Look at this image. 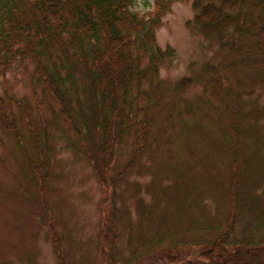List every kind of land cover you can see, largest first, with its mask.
Instances as JSON below:
<instances>
[{
    "label": "trees",
    "instance_id": "16d2710c",
    "mask_svg": "<svg viewBox=\"0 0 264 264\" xmlns=\"http://www.w3.org/2000/svg\"><path fill=\"white\" fill-rule=\"evenodd\" d=\"M174 1L141 13L135 0H0V76L32 66L30 95H0V134L36 194L61 151L90 167L113 210L123 189L139 221L111 212L99 235L115 248L125 217L124 264L190 247L198 259L169 264H264L263 115L256 76L241 77L264 65V0H191L187 24L222 58L169 80L160 68L175 50L155 29Z\"/></svg>",
    "mask_w": 264,
    "mask_h": 264
},
{
    "label": "rangeland",
    "instance_id": "374dc122",
    "mask_svg": "<svg viewBox=\"0 0 264 264\" xmlns=\"http://www.w3.org/2000/svg\"><path fill=\"white\" fill-rule=\"evenodd\" d=\"M151 3L152 0H135L133 10L144 13L150 10ZM193 14L191 0L174 1L155 29L157 43L175 50V58L160 68L162 78L173 80L190 74L187 68L190 63L198 65L222 58L214 43H209L187 24ZM224 62L230 61L224 59ZM260 67L248 65L244 72L249 75L241 77L245 84L252 75L257 78L252 91L259 95L264 130V87L258 85L264 65ZM31 68L29 62H24L0 76V95H30L27 72ZM0 139V264H110L109 249L115 254L111 264H124L129 254L125 217L118 215L115 223L119 235L115 248L99 235L102 226L110 224L111 212L122 214L126 209L132 228L139 221L134 202L120 201L124 197L123 189H117V206L113 210L109 193L101 190L90 167L69 152L61 151L53 162L55 180L41 195L36 194L16 169L10 144L1 134ZM140 180L146 182L149 176L144 174ZM144 199L149 202L150 197L145 195ZM208 206V212L212 213L214 206L210 203ZM199 253L196 247L162 249L130 264H169V257L193 260L198 259Z\"/></svg>",
    "mask_w": 264,
    "mask_h": 264
}]
</instances>
